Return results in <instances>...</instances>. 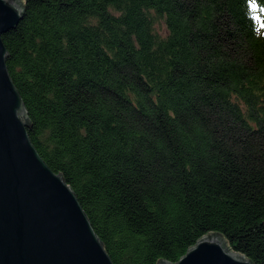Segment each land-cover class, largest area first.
I'll list each match as a JSON object with an SVG mask.
<instances>
[{
  "label": "trees",
  "instance_id": "obj_1",
  "mask_svg": "<svg viewBox=\"0 0 264 264\" xmlns=\"http://www.w3.org/2000/svg\"><path fill=\"white\" fill-rule=\"evenodd\" d=\"M24 12L2 36L29 136L114 264L178 261L217 232L264 264V0Z\"/></svg>",
  "mask_w": 264,
  "mask_h": 264
},
{
  "label": "water",
  "instance_id": "obj_2",
  "mask_svg": "<svg viewBox=\"0 0 264 264\" xmlns=\"http://www.w3.org/2000/svg\"><path fill=\"white\" fill-rule=\"evenodd\" d=\"M25 0H0V264H114L73 188L52 170L28 133L23 96L7 68L3 33L24 17ZM254 264L219 232L178 261Z\"/></svg>",
  "mask_w": 264,
  "mask_h": 264
},
{
  "label": "rangeland",
  "instance_id": "obj_3",
  "mask_svg": "<svg viewBox=\"0 0 264 264\" xmlns=\"http://www.w3.org/2000/svg\"><path fill=\"white\" fill-rule=\"evenodd\" d=\"M158 27H160V28H161L162 26H161V25H159ZM162 30H164V29H162Z\"/></svg>",
  "mask_w": 264,
  "mask_h": 264
},
{
  "label": "snow or ice",
  "instance_id": "obj_4",
  "mask_svg": "<svg viewBox=\"0 0 264 264\" xmlns=\"http://www.w3.org/2000/svg\"><path fill=\"white\" fill-rule=\"evenodd\" d=\"M253 7H255V4L253 5Z\"/></svg>",
  "mask_w": 264,
  "mask_h": 264
}]
</instances>
